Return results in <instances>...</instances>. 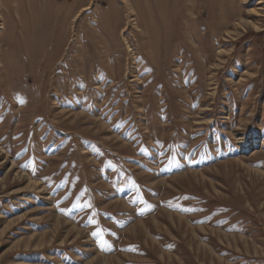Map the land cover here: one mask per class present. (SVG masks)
I'll use <instances>...</instances> for the list:
<instances>
[{"label": "rangeland", "instance_id": "obj_1", "mask_svg": "<svg viewBox=\"0 0 264 264\" xmlns=\"http://www.w3.org/2000/svg\"><path fill=\"white\" fill-rule=\"evenodd\" d=\"M0 264H264V0H0Z\"/></svg>", "mask_w": 264, "mask_h": 264}, {"label": "bare ground", "instance_id": "obj_2", "mask_svg": "<svg viewBox=\"0 0 264 264\" xmlns=\"http://www.w3.org/2000/svg\"><path fill=\"white\" fill-rule=\"evenodd\" d=\"M128 7V6H127ZM131 7V6H130Z\"/></svg>", "mask_w": 264, "mask_h": 264}, {"label": "snow or ice", "instance_id": "obj_3", "mask_svg": "<svg viewBox=\"0 0 264 264\" xmlns=\"http://www.w3.org/2000/svg\"><path fill=\"white\" fill-rule=\"evenodd\" d=\"M102 247H103V245H102Z\"/></svg>", "mask_w": 264, "mask_h": 264}]
</instances>
